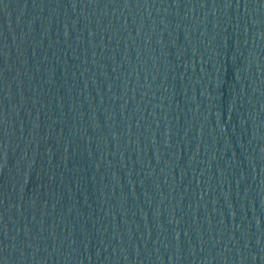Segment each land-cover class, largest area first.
I'll return each mask as SVG.
<instances>
[{"label": "water", "instance_id": "95a60500", "mask_svg": "<svg viewBox=\"0 0 264 264\" xmlns=\"http://www.w3.org/2000/svg\"><path fill=\"white\" fill-rule=\"evenodd\" d=\"M0 264H264V0H0Z\"/></svg>", "mask_w": 264, "mask_h": 264}]
</instances>
